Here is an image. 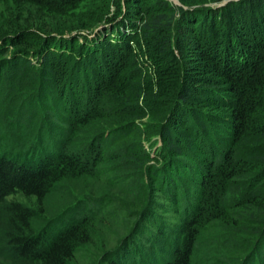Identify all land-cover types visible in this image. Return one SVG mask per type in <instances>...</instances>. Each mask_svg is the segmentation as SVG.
Here are the masks:
<instances>
[{
    "label": "trees",
    "instance_id": "trees-1",
    "mask_svg": "<svg viewBox=\"0 0 264 264\" xmlns=\"http://www.w3.org/2000/svg\"><path fill=\"white\" fill-rule=\"evenodd\" d=\"M114 1L87 0L80 6L84 0H15V10L2 22L0 73L5 74H0V82L6 84H0V149L7 147L5 152L11 157L0 155V239L11 264H69L76 251L89 242L87 223L95 217L94 206L83 204L82 217L67 220L51 234L31 230L37 212L8 198L21 194L41 202L69 174L100 173L105 160L101 146H108L110 138L105 142L104 136H95L86 146L92 155L71 149L69 139L74 133L69 114L83 125L99 117L109 108L107 104L125 109L131 106L133 100L120 95L129 84L116 87L114 81L122 59L132 54L129 43L136 37L135 31L122 34L119 30L122 39L98 41L105 45L91 54L106 49L109 55H94L81 79L78 73L73 82L74 78L64 73L67 85L51 106L55 113L60 112L63 123L52 117L46 83L58 75L55 66L61 58L67 61L78 55L75 64L86 63L84 46L61 34L94 28ZM177 1L178 5L166 0H124L126 12L140 19L138 30L152 58L173 46L181 53L190 49L196 65L190 75L184 73L177 90L167 91L169 102L159 106L158 94L146 100L141 86H131L136 94L133 99H143L140 109L155 111L153 119L162 122L157 130L161 144L156 157L163 162L158 163L160 170V166L128 167L131 175L116 181L121 197L141 199L136 204L141 208L138 230L130 238L131 246L120 251L124 257L138 255L139 264H193L201 231L222 223L218 230L227 234L229 241L245 235V226H251L249 235L256 238L255 245L241 251L239 241L234 242L239 248L237 256L244 252L245 264L249 259L250 264H264L255 252L262 246L264 253V0ZM96 3L98 9L91 11ZM8 48L15 51L11 59L5 58ZM19 67L39 74L35 90H27L31 78ZM194 79L206 81V85L196 88L191 84ZM80 83L86 89L94 84L96 94L91 96L90 109L80 101ZM5 101L8 108L3 109ZM28 103L36 108L29 128L22 123V110ZM143 110L130 119H143ZM131 126L130 131L134 130ZM47 135L59 137L48 144ZM150 160L155 161L148 156L142 166ZM138 181L142 189L147 186L145 192L136 186ZM153 190L155 198L149 200ZM112 207L98 205L96 213L106 214Z\"/></svg>",
    "mask_w": 264,
    "mask_h": 264
},
{
    "label": "rangeland",
    "instance_id": "rangeland-1",
    "mask_svg": "<svg viewBox=\"0 0 264 264\" xmlns=\"http://www.w3.org/2000/svg\"><path fill=\"white\" fill-rule=\"evenodd\" d=\"M84 1L85 2L80 3V6H83L87 2V0ZM166 1L174 5L179 4L177 0ZM77 2L78 1H75L73 3ZM95 5L90 8L91 11L98 9L97 6L99 3ZM15 6V0H0V28L2 22L6 21L8 13L15 10ZM126 9L124 0H115L109 4L103 20L96 24L94 28H78L73 32L61 34L64 38L72 39V41L75 39L78 40L79 44L84 46V55L87 53L86 59H84L86 63L76 65L74 59H78V55H76L75 58L69 56L67 61L61 58L62 61L57 62L55 66V71L58 72V75L51 77L50 81L46 83V95L48 97L50 109L52 110V117L54 116V119L60 121L59 123H63V117L60 115V112L58 113V111H56L57 113H55L53 111L55 109H52L51 106L52 101L54 102V99L58 97L57 93H62L63 89L61 88L66 87L68 82L66 78L67 75L74 78V80H72L73 82L78 76L81 79L80 75H82L83 70L88 69L86 67L87 62H90V59L94 55H109L110 51L106 49L103 50L101 54H99L100 52L91 54L94 48H103L105 43L101 42L108 41V39H122L118 35L119 30H121L120 32L122 34H131V30L135 31L133 35L136 37L129 43L132 54L130 57L124 56L122 64L120 65L122 66L121 71H119L114 81L116 87H118L119 83L129 84L126 90H123L120 95L127 96V99L133 100L130 102L131 106L125 109L122 105L114 107L113 104H107L109 108L103 110L99 117L92 118L83 125H80L78 121L75 123L76 116L69 114L70 118L73 119L70 124V131L74 133V136L69 139V141L71 140V149L81 152L83 156L88 154L92 155L86 146L95 136H104V138H106L104 141L110 138L107 141L108 146H101V149L105 148L103 152V159L105 160L99 166L101 174L97 173L95 170H93V173L77 172L73 175L69 174V176L63 178L41 202H38L34 197L28 198L21 194H16L8 198V201H14L37 212L36 218L31 221V230L35 232L45 230L51 234L56 233L65 226L67 220L70 221L82 217L84 215V212H82L83 204L89 208H93L94 206L93 210L95 212V217L87 223V230L90 234L89 242L83 244L76 251L73 261L69 264H109L112 260L117 261L118 264H139L140 257H138V255H136V257L129 255L128 257H124L120 250H122L121 247L128 248L127 246L130 245L131 236L138 230V215L141 213L139 210L141 208H138L139 206L137 207L136 204H140L139 202L141 199L140 196H138L135 200L130 201L129 198L124 199L121 197L118 186H116V181L119 179L122 180L123 178L127 179V177L131 175L128 167L134 170L135 168H139L140 165L141 168L144 166H147L146 168L149 166L152 168L160 166L158 163L161 164L163 161H160L156 157L159 153L157 148H159L161 144L157 130L162 122L153 119L155 111L150 112L148 109H140L143 107V99L140 98L138 101L133 99L136 94L131 92V86L134 88L138 85L141 86L142 97L146 100L149 99L148 96L151 94H158L161 99H158L156 104L159 106L161 103L165 104L169 102V98L166 94L167 91H172L173 93L174 90H177L184 73H191L192 68L196 65V63L194 65L196 56L194 53H190V49H188L189 53H181V50H177L173 46L166 48L168 51L157 53L155 58H152V56L148 54L146 42L144 39L142 40L140 31L138 30L141 24L139 17L136 18V16L133 18L132 15L134 13H127ZM118 42L122 43L123 41L121 42V40H118ZM75 50L77 52V49ZM14 53V49L8 48V55L5 58L11 59ZM0 54L2 56V54H4L3 51H1ZM81 58L83 59L84 56H81L80 59ZM154 63L159 64V66L156 67ZM19 68L25 73L24 75L26 77L31 78V84L27 90H35L39 84V74L37 72H30L26 67ZM78 73L79 75L77 76ZM0 74L3 77L5 71H1ZM72 81L70 80L69 83ZM0 84H6V82L2 81ZM191 84H195L196 88H202L204 84L206 85V81L200 83L197 82V79H194ZM81 86L82 91L80 90ZM78 88L79 91H81L80 101L82 105L86 107V109H90L92 103L91 96L96 94L94 84H90V87L86 89V87H83V83L82 85L80 83ZM114 93L115 91L111 93L112 98H114ZM87 96L88 98L86 99ZM105 101L106 98L103 97L101 102L104 108H106V105H104ZM6 102L7 101L3 103V109L8 105ZM141 110L146 114L143 119H130L129 116L131 115L141 114ZM35 114V106L28 103L22 110V123L28 128L33 127ZM129 123H133L134 126H131ZM130 126L134 130L130 131ZM2 127L5 128L4 124H2ZM58 137V135L57 137L47 135L45 143H52L58 140ZM5 150H7V147L0 149V155H5L7 158L11 157V154L5 152ZM32 153L33 151H30L28 153L29 156H31ZM148 156L151 159L153 158L156 162L150 160L146 164L143 163L142 166V161ZM161 168L160 166L158 169L160 170ZM136 186L140 187V192L142 191V193L143 189L144 192L147 190L146 185H144L142 189L141 182L139 181ZM153 198H155L154 190L151 192V198L149 200ZM108 200L110 202H108ZM150 202L155 203L154 201ZM114 204L117 208L112 207ZM98 205H108L112 207V210L106 214L101 213L98 215V213H96V211H98ZM46 226H49L48 230H46ZM221 226L222 223L212 228H205L201 231L197 244L201 246L199 245V247H197L198 255L193 264H216L214 258H218L222 264H241V262L245 264V261L243 262L245 259L243 255L244 252L237 256L239 248H235L237 244H234V242L239 241L241 247H243L240 248L242 249L241 251H244V248L248 251L253 248L256 238L249 235L253 232L251 226H245V229L249 231H246L248 235H240L237 237V240L233 238L231 241L228 240L229 236L227 234L224 235L223 232L218 230ZM222 243L226 244L222 245ZM213 247L216 248L215 251L211 250ZM255 252H257L256 257L258 259H264L262 246L257 248ZM8 253V250L4 247L0 239V264H11V257H9L10 255ZM251 260L252 259H249L246 264H250Z\"/></svg>",
    "mask_w": 264,
    "mask_h": 264
}]
</instances>
